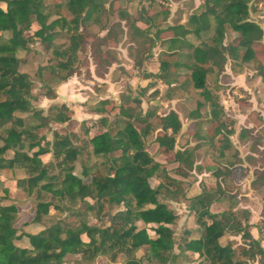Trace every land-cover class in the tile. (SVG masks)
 Wrapping results in <instances>:
<instances>
[{"label": "trees", "instance_id": "obj_1", "mask_svg": "<svg viewBox=\"0 0 264 264\" xmlns=\"http://www.w3.org/2000/svg\"><path fill=\"white\" fill-rule=\"evenodd\" d=\"M252 1L203 0L186 21L170 24V9L161 6L155 11L157 0H140L149 9L142 4L137 17L120 10L119 18L126 24H108L107 34L98 36L88 26L101 23L111 13L106 0H67L62 6L54 5L53 11L44 6L45 0H0V264H98L104 260L109 264H180L191 255H196L197 264H264L262 239L252 234V228L264 230V219L260 225L251 222L248 209L211 210L222 198L237 201L240 184L248 177L252 190L264 189L259 145H252V154L243 159L230 140L235 131H190L205 109L214 121L225 115L210 90V74L223 72L231 62L232 73L240 75L245 64L255 62L264 81V61L258 59L256 49L257 45L264 49V25L251 19ZM52 16L56 18L50 21ZM211 30L209 41L201 40ZM228 30L236 37L226 44ZM123 34L130 37V57L138 68L159 43L166 47L159 54V72L153 75L144 69V79L156 77L164 82L168 100H174L182 87L174 77L181 69L189 71L202 99L189 114L188 131H182L183 120L174 109L160 117L159 130L153 131L148 120L155 109L145 112L142 97L123 98L112 118L108 106L113 102H98L93 112L101 116L99 122L105 129L97 134H92L90 121L71 128L75 113L67 103L36 107L35 81L44 83L47 73L67 82L77 73L80 54L87 50H91L96 77L105 78L117 59L103 47ZM189 36L200 43L194 45ZM57 37L64 42L56 43ZM36 42L50 55L31 75L21 71L19 53L29 52ZM183 48L191 53L182 52ZM43 95L51 101L58 98L49 87ZM252 130L241 131L242 143L255 136L257 131ZM152 132L157 134L154 143L165 162L157 161L148 150ZM219 135L216 146L214 139ZM205 143H209L207 149ZM204 150L220 158L231 152L236 162L219 165L211 173L212 185L188 199L187 209L197 229L177 236L179 217L165 200L186 198L183 179L194 172ZM17 171L25 177L12 176ZM8 189L15 194H7ZM18 193L31 201L32 218L21 225L19 207L25 203L18 201ZM77 202L81 203L78 207ZM234 234L241 236L244 246L221 242ZM24 239L28 247L17 244Z\"/></svg>", "mask_w": 264, "mask_h": 264}, {"label": "rangeland", "instance_id": "obj_2", "mask_svg": "<svg viewBox=\"0 0 264 264\" xmlns=\"http://www.w3.org/2000/svg\"><path fill=\"white\" fill-rule=\"evenodd\" d=\"M67 0H45L44 6L51 7L53 11L54 5H64ZM203 0H157L153 5L155 11L164 6L171 11L168 22L173 24L175 21H186L190 14L195 11L202 3ZM107 8L111 9V13L103 16L101 23H91L88 26V31L98 36H105L108 32L105 27L108 24H113L121 21L119 18L120 10H127L134 17L138 16L137 11L141 9L142 4L149 9V4L142 3L140 0H106ZM111 4L113 7H111ZM62 9V8H61ZM251 19L260 25H264V0H253L250 4ZM63 10V9H62ZM56 17L52 16L50 21ZM122 25L126 24L121 21ZM139 27L144 28L142 23L138 24ZM127 29L125 28V31ZM9 33L4 34L5 38L9 37ZM213 36V31L203 33L201 40L208 42ZM236 34L228 30L224 42L229 44L234 40ZM127 34L120 35L116 41H112L108 46H104L103 50L111 56L116 57L117 63L110 67V70L105 78L96 77V65L91 57V50L80 54L81 62L78 65L77 73L67 82L60 81L57 76L45 73L44 83L45 86L37 81L34 84V95L37 100L34 102L37 108H44L53 103L54 101L60 103H67V105L74 110L75 122L72 129H77L80 122L90 121V128L92 134L102 132L105 128L99 122L101 116L93 112L94 106L103 100H110L112 105L108 106L110 110V118L118 113L119 104L122 99L131 97H142L143 110L145 112L154 110L153 117L148 121L151 122L153 131H158L160 126V117L167 114L170 110H177L183 120L184 126L182 131H188L190 127L189 114L197 108V100L202 99L200 92L193 87L192 81L189 78V71L181 69L179 75L174 77L181 84L180 90H177V95L174 100H168L166 93L169 91L167 85L156 77L144 79V69L146 73L156 75L159 72V54L161 50L166 49L161 43L152 51V57L145 61L143 67H136L133 59L130 57V40ZM188 39L194 45L200 43V39L189 36ZM64 39L57 37L56 43H62ZM30 51H21L19 57L22 59L21 71L34 75L40 66L46 64L49 58L50 51L40 42L30 45ZM257 57L259 60L264 61V49L261 45L256 46ZM184 53H191L188 48L181 50ZM133 54H136L133 51ZM179 61L185 62L186 59L179 57ZM244 73L238 75L233 74L231 70V62L225 66V70L221 73H213L208 76V84L210 90L219 98L221 105L224 107L225 115L220 120H212L208 115V109L203 110L202 118L197 122L196 126L190 131H208L213 133L216 129L221 131H235L231 135L230 140L234 144L235 149L239 151L240 156L245 159L248 155L252 154L251 146L259 145L260 154H258L259 164L264 165V81L262 77L257 74V64L251 62L244 65ZM176 86V85H175ZM46 87L55 89L58 98L54 101L48 100L44 97L43 93L46 92ZM142 127L141 125H137ZM243 129H253L257 131L255 136L248 142L242 143L240 140V133ZM156 132L148 137V150L153 157L160 162H165V157L158 152V147L154 143ZM221 135L214 139L215 145H219ZM183 142L179 138V144ZM209 143H205L204 147L207 149ZM229 155V156H228ZM236 158L231 156V152L227 153V157L220 158L218 155L213 156L212 152L208 153L204 150V154L199 156L194 172L188 179H183V188L186 198L179 202H170L165 200L168 205L178 214V222L175 226L177 236H180L183 231H195L197 228L191 222V215L188 212L187 204L188 199L199 194L201 191L209 188L214 182L211 173L221 164H233ZM171 168L172 165H169ZM81 168L78 166V171ZM4 177H9V173H3ZM17 179H22L25 174L17 171L12 174ZM251 178L248 177L244 180L239 187L240 194L238 200L229 198H222L219 202L212 206V212H223L229 210H242L248 209L251 213V222L261 224L264 219V189L252 190L250 185ZM151 184L155 185L156 180L152 179ZM7 194H15V190L8 189ZM18 201H22L25 205L19 207V223L21 225L27 220L32 218L31 201H29L22 193L17 194ZM76 207L81 203L74 204ZM90 223H96L91 218H88ZM252 234L256 238L262 239L264 247V230L258 232L257 228H252ZM232 242L235 246L242 247L245 245L243 239L239 234L226 235L221 239L223 244ZM19 246L28 247V240L24 239L17 243ZM76 260V258H70ZM196 255H191V259L185 263L180 264H197ZM98 264H109L107 260L99 262ZM149 264V263H145ZM257 264V263H254Z\"/></svg>", "mask_w": 264, "mask_h": 264}, {"label": "crops", "instance_id": "obj_3", "mask_svg": "<svg viewBox=\"0 0 264 264\" xmlns=\"http://www.w3.org/2000/svg\"><path fill=\"white\" fill-rule=\"evenodd\" d=\"M54 102H56V101H54Z\"/></svg>", "mask_w": 264, "mask_h": 264}]
</instances>
